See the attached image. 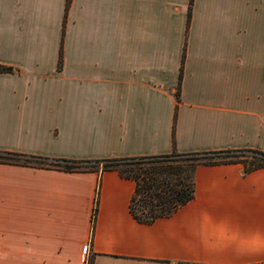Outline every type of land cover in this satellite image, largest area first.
I'll return each mask as SVG.
<instances>
[{
    "label": "crops",
    "instance_id": "obj_1",
    "mask_svg": "<svg viewBox=\"0 0 264 264\" xmlns=\"http://www.w3.org/2000/svg\"><path fill=\"white\" fill-rule=\"evenodd\" d=\"M242 149L264 152V0H0V151ZM195 181L143 223L117 169L0 162V264H264V168L201 164Z\"/></svg>",
    "mask_w": 264,
    "mask_h": 264
},
{
    "label": "trees",
    "instance_id": "obj_2",
    "mask_svg": "<svg viewBox=\"0 0 264 264\" xmlns=\"http://www.w3.org/2000/svg\"><path fill=\"white\" fill-rule=\"evenodd\" d=\"M63 53H60V64ZM246 154V155H244ZM0 162L27 165L38 168H57L65 171L117 169L124 177L136 182L130 209L134 217L143 223L169 216L195 197L196 169L201 164L242 162L245 171L264 168V152L257 150H226L218 152L174 151L170 154L107 159L105 161H77L71 159H49L42 156L0 151ZM95 166H83L85 163ZM99 187L92 214V226L98 213ZM88 264H93L90 261Z\"/></svg>",
    "mask_w": 264,
    "mask_h": 264
},
{
    "label": "rangeland",
    "instance_id": "obj_3",
    "mask_svg": "<svg viewBox=\"0 0 264 264\" xmlns=\"http://www.w3.org/2000/svg\"><path fill=\"white\" fill-rule=\"evenodd\" d=\"M244 155H246V154H244ZM95 165H98V164H96V163H85V164H83V166H95ZM100 165V164H99ZM103 165V164H102Z\"/></svg>",
    "mask_w": 264,
    "mask_h": 264
},
{
    "label": "built area",
    "instance_id": "obj_4",
    "mask_svg": "<svg viewBox=\"0 0 264 264\" xmlns=\"http://www.w3.org/2000/svg\"><path fill=\"white\" fill-rule=\"evenodd\" d=\"M85 251H87V246L85 247Z\"/></svg>",
    "mask_w": 264,
    "mask_h": 264
}]
</instances>
